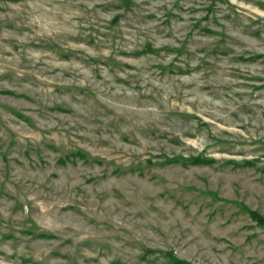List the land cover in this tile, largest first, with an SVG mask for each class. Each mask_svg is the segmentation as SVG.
<instances>
[{"label": "rangeland", "instance_id": "rangeland-1", "mask_svg": "<svg viewBox=\"0 0 264 264\" xmlns=\"http://www.w3.org/2000/svg\"><path fill=\"white\" fill-rule=\"evenodd\" d=\"M0 264H264V0H0Z\"/></svg>", "mask_w": 264, "mask_h": 264}]
</instances>
